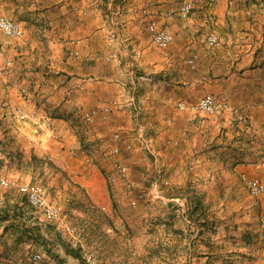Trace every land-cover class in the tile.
<instances>
[{"label":"rangeland","instance_id":"374dc122","mask_svg":"<svg viewBox=\"0 0 264 264\" xmlns=\"http://www.w3.org/2000/svg\"><path fill=\"white\" fill-rule=\"evenodd\" d=\"M219 1L227 3L224 11L216 10ZM236 2L245 9L243 19L264 20V0L195 1L202 19H211L210 13L218 17L226 12L228 17ZM30 7L31 0H0V14L19 23L25 33L18 38L0 31L2 59L13 60L11 73L0 69V227L6 224L12 229L0 234L1 255L19 264H62L60 251L66 253L68 248L74 250L66 253L70 264H264V193L252 196L242 177L264 180V137L244 132L237 138V129L231 126L224 138L209 143L199 131L194 146L189 129L179 130L180 125L189 127L195 115L228 120L230 112L216 113L215 118L178 107L179 101L195 104L208 93L220 97L198 86L178 87L176 70L188 74L197 69L188 64V52L174 56V42L166 50L159 48L145 20L138 29L142 43L135 38L132 42L121 25L111 23L107 25L111 40L121 35L130 42L127 46L113 42L121 49L112 61L116 75L74 73L47 79L58 86L54 105L69 102L64 109L55 108L59 120L46 122L38 113L46 110L49 81L43 80L46 75L20 71L17 63L22 60L19 49L29 45L21 20L32 16ZM9 48L17 57L9 54ZM97 80L115 84L123 95L103 97L97 103V88L93 89ZM33 89L36 101L31 100ZM245 90L251 99L253 91ZM222 97L230 102L227 95ZM16 106L24 109L25 119L15 116ZM105 107L110 110L105 112ZM94 109L98 111L94 121L87 122L85 113ZM140 126L152 140L150 148L139 139ZM248 126L247 130L252 128V122ZM116 131L121 132L118 153L112 147ZM191 147L200 153L189 155ZM243 148L244 156L253 159L244 160L254 163L252 174L236 165L237 152ZM205 149L214 152L205 154ZM3 177L42 184L48 200L61 206V215L47 218L16 184L2 186ZM38 252L44 257L34 261Z\"/></svg>","mask_w":264,"mask_h":264},{"label":"crops","instance_id":"0c3cea01","mask_svg":"<svg viewBox=\"0 0 264 264\" xmlns=\"http://www.w3.org/2000/svg\"><path fill=\"white\" fill-rule=\"evenodd\" d=\"M195 1L192 16L183 19L179 13V0H31L30 8L34 10L32 16H29L28 20H21L28 33L29 45L26 49H19L20 55L16 50L12 51L9 48V54L16 57L18 55V59H22L17 60L20 71L46 75L43 80L57 78L55 76L68 77L74 73L97 74V77L116 75L115 63L112 61L121 49L113 42L116 40L125 42L126 46L130 42L127 37L121 35H117L118 38L114 35L115 40H111L107 25L111 23L121 25L126 31L125 35L131 38L132 42L135 38L142 43L139 24L144 20L148 22L149 19H157L175 35V41L171 46L174 56L180 57L188 52V55H197L199 58L197 69L194 71L190 70L185 74L182 68L176 70L178 87L198 86L220 97L225 94L230 98L233 109L227 115L228 120L198 119L195 115L190 117L191 120L188 121L190 124L185 123V125L189 124V127L180 125L179 130L189 129L187 134L193 141L195 140L194 146L198 145L199 131L206 143H209L217 137L224 138L225 132L229 134L232 127L237 129V138L245 134L244 132H252L254 137L261 139L264 137V20L259 23L254 21V18L243 19L242 14L245 9L237 2L230 6L228 17L226 12L219 13L218 17L210 13L211 19H202L200 6ZM225 5L227 3L219 1L216 10L224 11ZM213 31L221 36V44L216 48L209 47L207 43V36ZM1 39L2 36L0 43H2ZM125 51L128 52L126 49ZM47 81L49 83L46 87L50 93L45 95L46 110L38 113V117L46 122H56L59 118L56 117L55 108L64 109L69 101L54 105V95L58 86L52 85L54 81ZM61 87L64 85L61 84ZM95 88H97V103L103 97L112 99L123 95V91L113 83L103 84L101 80H97V85H94L93 89ZM245 89L253 91L251 99L247 97ZM36 90L33 89V94H30L31 100L35 98L36 101ZM59 91L64 92V88ZM211 116L217 117L216 114ZM97 118L101 120L100 123L105 119L103 113ZM248 122H252L253 125L249 130H247ZM68 123L69 120L66 121L67 125ZM227 126L230 129L228 132L225 131ZM53 134L54 132H51V136ZM100 136H102V128L98 125L97 137ZM32 138L37 137L32 135ZM192 140L191 145H193ZM50 145L53 148L52 144ZM261 146L259 143L257 149ZM257 149L253 147V150ZM188 152L189 155L200 153L196 147L188 148ZM213 152L205 149V154ZM237 153L239 155L236 159L237 167L250 174L254 173V163L244 161L253 160L244 156L245 149ZM207 164H210V161H207ZM11 230L6 224L2 225L0 234L4 232V235H7ZM1 240L0 238V264H19L1 255L3 248ZM62 250L60 263L67 261V264H70L67 251L63 253Z\"/></svg>","mask_w":264,"mask_h":264},{"label":"built area","instance_id":"2783aa9c","mask_svg":"<svg viewBox=\"0 0 264 264\" xmlns=\"http://www.w3.org/2000/svg\"><path fill=\"white\" fill-rule=\"evenodd\" d=\"M194 0H179V13L183 19H189L194 12ZM148 30L151 39L155 45L161 49H168L170 45L175 40L174 33L164 25H162L157 19L148 20ZM0 31L6 35L12 37L23 38L25 36L24 30L19 23L15 20L0 14ZM207 43L209 47L216 48L221 44V36L217 32H211L207 36ZM197 55H193L188 59V64L191 68L195 69L197 67ZM0 69L7 70L8 73L13 71V60L10 57L2 59L0 54ZM6 94L9 95L8 86L4 87ZM23 93H26V89H23ZM178 107L180 109H189L194 113H206V114H216L222 112L232 111V106L230 102L225 97H217L214 94L208 93L201 97L199 101L195 104H187L184 101L178 102ZM105 112L109 111V107L104 108ZM15 116L19 119H25L27 114L24 109L20 106L14 108ZM104 112V111H103ZM98 111L96 109L87 111L84 118L87 122H93ZM145 127L140 126L138 128V136L146 148H150L152 145V140L146 136ZM121 140V132L116 131L113 135V151L118 153L121 149L119 141ZM127 148H131V144L127 145ZM242 177L247 184L248 190L252 196H259L264 193V181L258 177H249L246 174H242ZM10 184H16L18 190L23 193L29 203L42 212L44 216L49 219H56L61 215V206L51 203L48 200L46 189L42 184L37 182L28 183H15L14 181H9L6 178H1V185L8 186ZM136 204V201H134ZM44 257L43 253H35L32 258L34 261H40ZM90 259L95 262L94 255H90Z\"/></svg>","mask_w":264,"mask_h":264},{"label":"trees","instance_id":"16d2710c","mask_svg":"<svg viewBox=\"0 0 264 264\" xmlns=\"http://www.w3.org/2000/svg\"><path fill=\"white\" fill-rule=\"evenodd\" d=\"M67 253H69V254H74V250H73V249H68V248H67Z\"/></svg>","mask_w":264,"mask_h":264}]
</instances>
